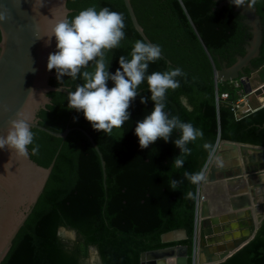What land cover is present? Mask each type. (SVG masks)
Segmentation results:
<instances>
[{"label":"trees","instance_id":"1","mask_svg":"<svg viewBox=\"0 0 264 264\" xmlns=\"http://www.w3.org/2000/svg\"><path fill=\"white\" fill-rule=\"evenodd\" d=\"M136 18L149 40L161 49V58L149 62L146 76L180 68L184 75L175 79L180 86L166 92L164 111L202 130L203 137L190 142L191 154L184 157L182 168L174 166L179 155L171 140L181 135L174 129L168 142L158 139L148 148L139 146L136 122L150 114L153 102L147 79L139 85V95L131 102L130 119L111 133L93 129L83 112L67 107L68 94L48 91L50 103L39 108V124L55 132L72 128L66 138L55 137L31 127L33 142L28 145L30 158L42 167L54 164L44 189L32 211L12 241L0 264H89L91 247L98 251L101 264H140L141 252L184 244L188 248L187 264H192V241L197 204V184L184 172L202 171L209 156L205 143L212 147L217 137L264 147V106L245 113L234 108L243 88L230 81H216L215 72L222 62L233 64L245 53L244 44L251 37L243 16L230 4L218 7L220 0H130ZM249 1V0H246ZM107 7L123 15L124 39L120 45L105 50L106 68L115 73L119 57L131 59L134 43L144 41L134 28L123 0H67L71 20L81 10ZM263 27L259 56L251 60L254 69L262 68L264 79V0H255ZM1 40V32H0ZM146 43V42H145ZM95 62L86 69L94 71ZM52 86L74 91L83 81L64 76ZM251 70L246 68L245 75ZM114 82L108 81V87ZM227 93L226 99L221 94ZM186 101V104L183 102ZM75 118V119H74ZM99 148L104 163L86 135ZM38 148L33 154L32 149ZM182 181L172 190L170 182ZM192 192L194 198L188 197ZM61 227L76 234L73 240L62 237ZM184 228L187 238L164 243L161 235ZM214 264H264V218L254 236L224 261Z\"/></svg>","mask_w":264,"mask_h":264},{"label":"water","instance_id":"2","mask_svg":"<svg viewBox=\"0 0 264 264\" xmlns=\"http://www.w3.org/2000/svg\"><path fill=\"white\" fill-rule=\"evenodd\" d=\"M67 0H0V135H6L9 121L21 114L29 122L31 127L41 129L55 137L66 138L72 128H66L62 132H55L39 124L36 116L41 107L50 103L48 91H62L69 93L64 86H52L48 78L54 72L47 69V58L55 52L56 41L52 37L50 43H46V37L52 31L54 25L62 19H67L70 11L66 7ZM131 18L134 28L146 43L153 44L146 36L139 24L130 0H123ZM218 1V0H217ZM251 3V0L246 1ZM230 4L234 11L243 16L242 22L248 27L251 34L244 44L245 53L237 55L236 60L230 66L222 62L221 68L215 72V80L232 81L239 79L245 94H253L258 97L259 105L264 106V80L260 78L262 68L254 69L251 60L260 54L263 40V27L256 8L236 6L232 0H220L218 7ZM251 70L245 75V69ZM255 76L259 83L252 87L251 82ZM244 77V79H242ZM186 104V101L183 100ZM245 101L240 106H244ZM80 129L96 149L105 176V163L102 154L92 137L83 129ZM219 142V143H218ZM218 144V147L216 148ZM214 156L210 160V154L205 162L207 183L222 182L225 194L235 200L238 197L247 196L253 206L258 225L253 226L244 222L250 220L251 210L247 215L231 214L224 217L209 216L208 201L204 200L200 206L201 221L196 226V211L192 241V264H197L196 259L201 254L204 260L198 264H214L224 261L234 252L244 246L255 234L260 222L264 218V147L231 140H220L217 137L213 146ZM21 159L15 163L16 170L10 180L3 179L0 175V263L10 249L13 239L32 211L46 181L51 173L54 160L48 167H42L34 162L29 153L26 157L18 155ZM204 165V167H205ZM204 167L202 171H204ZM2 178V179H1ZM198 198V184H197ZM240 204H243L242 202ZM241 208L243 206H238ZM197 209V208H196ZM247 219V220H246ZM229 222L225 226L223 234L211 235L208 224L215 226L218 232L221 223ZM236 222L237 226H232ZM247 228L251 232L249 237L234 236L235 230ZM59 233V231H58ZM208 237L214 239L208 242ZM187 238L184 228L167 231L161 235L164 243L182 241ZM231 243L232 246H228ZM227 245V246H226ZM214 247L215 249H213ZM213 249V250H212ZM90 251L97 254L98 251L91 247ZM196 252L197 258L193 256ZM167 257L182 258L187 264L188 248L184 244H176L158 249L141 252L140 264H158V260Z\"/></svg>","mask_w":264,"mask_h":264},{"label":"clouds","instance_id":"3","mask_svg":"<svg viewBox=\"0 0 264 264\" xmlns=\"http://www.w3.org/2000/svg\"><path fill=\"white\" fill-rule=\"evenodd\" d=\"M236 6L251 7L255 0L246 4L245 0H232ZM4 17L0 16V20ZM123 15L110 11L107 7L96 9L95 6L81 10L71 20L62 19L57 22L52 31L46 37V43H50L55 37L56 51L48 55L47 69H55L57 81L64 76L73 80L81 79L74 91H70L67 97V107L83 112L93 129L105 133H111L114 127H121L130 119V104L139 95V85L147 79L150 97L141 96V103L153 102L150 114L136 122L135 135L138 137L139 146L144 149L154 144L158 139L168 142L174 129L181 133L178 139L172 143L179 148V155L174 159V166L182 168L184 157L191 154L187 145L197 138L203 137V132L195 128L191 123L182 122L179 117L171 116L164 111L166 92L175 90L180 83L175 78L184 75L180 68L166 72H153L145 75L149 62L161 58V49L158 45L136 41L131 51V59L119 57V65L115 73L106 68L105 50H111L120 45L125 37ZM95 62L94 71H81L86 69L89 62ZM114 82V86L108 87V81ZM75 119V118H74ZM33 132L27 119L21 114L9 121L6 135H0V149L15 151L18 155H28L27 146L33 142ZM204 148L209 150L210 157L215 149L211 144L205 143ZM38 151L32 149L33 154ZM184 177L196 185L206 180L204 171L196 173L184 172ZM182 181L173 179L171 189H178ZM188 197L194 198L189 192Z\"/></svg>","mask_w":264,"mask_h":264},{"label":"bare ground","instance_id":"4","mask_svg":"<svg viewBox=\"0 0 264 264\" xmlns=\"http://www.w3.org/2000/svg\"><path fill=\"white\" fill-rule=\"evenodd\" d=\"M219 143V142H218ZM218 147V144L216 148ZM214 155H212L213 157ZM212 157L209 161H211ZM18 154L15 151H12L7 149L5 147L4 149H0V175L3 176V179L10 180L13 176V173L16 170L15 163L17 161H20ZM205 173V170H204ZM2 179V178H1ZM5 179V180H6ZM208 201L210 213L209 216L211 217H224L231 214H239V215H247V211L251 210L250 215V221H252L253 226L258 225V219L253 211V206L251 204L250 199L247 196L244 197H238L236 200L234 198H231L225 194V189L223 187L222 182H216V183H207V181H203V186L201 188V182L198 184V198H197V204H196V226L198 230L199 223L201 221V214H200V206L202 201ZM243 204H240V203ZM236 204H240L238 206H243L241 208H234L236 207ZM256 221L255 222V219ZM199 221V222H198ZM232 226L236 227L237 223L233 222ZM240 235H245L249 237L251 235V232L248 231L247 228H243V230H235L234 236L239 237ZM214 239L211 237H208V242L212 243ZM227 246V245H226ZM228 246H232L231 243L228 244ZM215 249L214 247H212ZM212 249V250H213ZM197 258V255H196ZM204 260L203 255L199 254L198 258L196 259V263H201ZM183 263L182 258L177 257H167L162 258L158 260V264H179Z\"/></svg>","mask_w":264,"mask_h":264},{"label":"rangeland","instance_id":"5","mask_svg":"<svg viewBox=\"0 0 264 264\" xmlns=\"http://www.w3.org/2000/svg\"><path fill=\"white\" fill-rule=\"evenodd\" d=\"M259 75H260V74H259ZM262 80H264V79H262ZM254 81L257 82V83H254V84H253L254 86H255L256 84L259 83V79H258L257 76H255ZM252 82H253V81H252ZM252 82H251V85H252ZM230 83H231V84H234L235 81H234V82L230 81ZM240 85H241V84H240ZM241 86H242V85H241ZM242 88H243V87H242ZM242 93H243V92H242ZM249 96H255V95L250 94V93L245 95V97H247V98H248ZM247 98H246V100H247ZM241 99H243V95H242V98H241ZM256 105H258L257 102H255V101L253 100L252 103H251V106H256ZM244 110H245V109H244ZM202 186H203V181L201 182V188H202ZM246 220H247V219H246ZM241 222L244 223V224L247 223V224L250 225V220H249V219L247 220V222H244L243 219H242ZM228 224H229V222H224V223H221L220 225H218V227H219L218 232H214V231H215V226H216V225H213V224H211V223L208 224L207 228L209 229V231H211V232H210L211 235H215L216 233H218V234H219V233H220V234H223V233H225V232H228V230H225V226H227ZM251 224H252V221H251ZM241 230H243V228H242ZM59 234H60L62 237L66 238V239H70V240H73V239L76 238V234H75L74 231L69 230V229H66V228H64V227H61V228L59 229ZM86 262L89 263V264H99L97 254H96V253H93L92 251L89 250V256H88V258L86 259Z\"/></svg>","mask_w":264,"mask_h":264},{"label":"crops","instance_id":"6","mask_svg":"<svg viewBox=\"0 0 264 264\" xmlns=\"http://www.w3.org/2000/svg\"><path fill=\"white\" fill-rule=\"evenodd\" d=\"M260 78H261V75H260ZM261 80H262V78H261ZM254 83H257L256 81H253L252 82V87H254ZM258 84H256L255 86H257ZM245 92L243 91V99H241V101H240V103L239 104H241V102H243V101H245V105L243 106L244 107V109H249L248 111H251L253 108H255V107H257L258 105H259V98L258 97H256V96H249L248 98L247 97H245ZM246 98H247V100H246ZM255 101V102H257V104L258 105H256V106H251V103H252V101ZM262 198V200H264V196H262L261 197ZM264 202V201H263ZM255 220H256V218H255ZM199 222V221H198ZM257 222V221H256Z\"/></svg>","mask_w":264,"mask_h":264},{"label":"built area","instance_id":"7","mask_svg":"<svg viewBox=\"0 0 264 264\" xmlns=\"http://www.w3.org/2000/svg\"><path fill=\"white\" fill-rule=\"evenodd\" d=\"M242 79H244V77H242ZM234 81H235L234 86H236V87H238V86L241 84V82H240L239 79L232 80V82H234ZM220 97H221V99H226V98L228 97V95H227V93H222ZM240 101H241V99H240L238 102H236V103L234 104V108L237 109V110H240V111L243 112V113L247 112L249 109H245V110H244V107L240 106V104H239ZM208 163H209V162H207V164L205 165L204 170L207 168ZM193 256H194V258H195V256H196V252H194Z\"/></svg>","mask_w":264,"mask_h":264},{"label":"flooded vegetation","instance_id":"8","mask_svg":"<svg viewBox=\"0 0 264 264\" xmlns=\"http://www.w3.org/2000/svg\"><path fill=\"white\" fill-rule=\"evenodd\" d=\"M254 220H255V219H254ZM255 222H256V220H255ZM98 261H99V264H101L100 259H99Z\"/></svg>","mask_w":264,"mask_h":264}]
</instances>
